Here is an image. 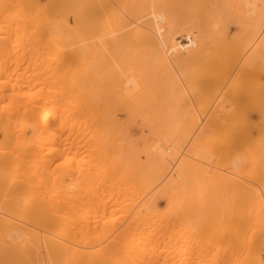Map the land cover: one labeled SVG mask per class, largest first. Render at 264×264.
<instances>
[{
  "label": "bare ground",
  "instance_id": "6f19581e",
  "mask_svg": "<svg viewBox=\"0 0 264 264\" xmlns=\"http://www.w3.org/2000/svg\"><path fill=\"white\" fill-rule=\"evenodd\" d=\"M0 264H264V0H0Z\"/></svg>",
  "mask_w": 264,
  "mask_h": 264
},
{
  "label": "rangeland",
  "instance_id": "374dc122",
  "mask_svg": "<svg viewBox=\"0 0 264 264\" xmlns=\"http://www.w3.org/2000/svg\"><path fill=\"white\" fill-rule=\"evenodd\" d=\"M237 30H238L237 27H233V28H232V34H235V33L237 32ZM152 70H153V72L151 71V75L156 79V82H158V79H160L159 74H157V73L155 72V69H152ZM171 73H173V72H171ZM163 74H164L165 77H166V76L169 77V75H168L169 73L167 74V72H166V73L164 72ZM170 75H171V74H170ZM173 75H174V76H173ZM172 76L175 77L174 79H177V78H176V75H175L174 73L172 74ZM168 77H167V78H168ZM163 79H165L164 81H167L166 78H163ZM168 79H170V78H168ZM174 79H173V80H174ZM175 81H176V80H174L173 83H172V85H173V89H175L174 84L177 83V82H175ZM174 82H175V83H174ZM165 83H167V82H165ZM182 83H183V82H181V83L178 82L179 85H180V84L182 85ZM178 84H177V87H178ZM175 85H176V84H175ZM184 85H188V84L184 83ZM184 85L182 86V89L184 88ZM168 86H169L170 89H171V87H172L171 84H168ZM189 87H190V86H189ZM179 88H181V86H179ZM185 88H187V86H185ZM171 90H172V89H171ZM187 90H188V88H187ZM187 90H186V91H187ZM173 91H174V90H173ZM173 91H172V93H173ZM175 92H176V91H175ZM175 92H174V95L170 94V92H169V94H170L169 96H165V95H164V96L160 99L161 101H159V104H157V105H155V106H150V105L147 104V111H148L147 117H148V119L151 118V117L149 118V116H148V115L150 114L149 111L153 113L154 110H155V112L157 113V112L160 111L159 108H160V107H161V108L163 107L162 105H164L165 108H166V110H165V108H162V109L164 110V113L167 112V114H164V116H165V115L167 116L169 113L171 114L172 112H173V113L176 112V106L179 104V102H177L178 99H176V100H177L176 102L174 101V99L176 98V96L178 97V94L175 96V94H176ZM173 98H174V99H173ZM168 102H169V103H168ZM176 104H177V105H176ZM155 107H156V109H155ZM163 110H162V111H163ZM162 111H161V112H162ZM165 111H166V112H165ZM170 111H171V112H170ZM161 112H159V113L162 114ZM145 113H147V112H145ZM152 113H151V114H152ZM156 113H155V115H156ZM159 113H158V115H159ZM151 116H152V115H151ZM161 116H162V115H161ZM161 116H160V117H161ZM126 117H127V116H126V113H125V112H122V113L117 114V119H118L119 121H121V122H122V121H125V120H126ZM163 119H164V118H162V120H163ZM151 120H152V119H151ZM153 120L155 121V118H153ZM166 120H168V118H167ZM166 120L164 119V121H166ZM252 120L255 121V122L259 121V116H258L256 113H253V114H252ZM157 121H158V120H156V122H157ZM158 122H159V121H158ZM160 122L163 123L162 121H160ZM158 124H159V123H158ZM134 126H135V125H134ZM134 126H133V128L131 127L130 130H129L130 135H131V136H134V137H138V136H140V133H141L144 129H143V127L140 126L139 124H137L136 127H134ZM258 132H259V130H258L257 132H256V130L253 131V134H254L255 137L260 136V134H258ZM259 133H260V132H259ZM185 148H186V149L183 148L184 150L180 152L182 155L179 154V155H181V156L179 157V160L182 159V156L184 157V154H183V153H184V151H186V150L188 149V146H186ZM177 162H178V160H177ZM258 164H259V163H258ZM256 165H257V164H254V166L252 165V167H255ZM262 165H263V164L260 163V166H262ZM257 166H258V165H257ZM257 166H256V167H257ZM252 167H251V168H252ZM262 167H263V166H262ZM260 168H261V167L256 168V169H260ZM248 169H250V167H248L247 170H248ZM254 169H255V168H253V171H255ZM251 171H252V170H251ZM243 175H244V174H241L240 177H241V179H242L241 181H243V184H245V186H248V187H249V186H250V187H251V186H252V187H253V186H257V187H259L257 184H256V185H252L254 182L252 183V182H250V181H248V180H244V179L242 178ZM247 181H248V182H247ZM249 182H250L251 184H250ZM254 184H255V183H254ZM252 187H251V188H252ZM259 188H260V187H259ZM153 193H154V192H152V194H153ZM152 201L158 202V207L162 210V208H163V206H164V201L162 200V198L160 199V198L155 197V198H153ZM241 202H242V201H241ZM241 202H239V204H240V207L242 208V203H241ZM235 203H237V201H236ZM239 204H237V205L239 206ZM207 205L209 206L210 203H207ZM235 206H236V204H234V208H235ZM237 208H238V207H237ZM238 209H239V208H238Z\"/></svg>",
  "mask_w": 264,
  "mask_h": 264
}]
</instances>
